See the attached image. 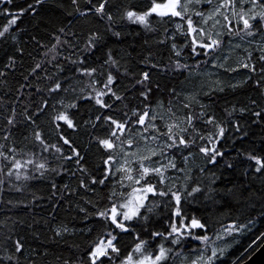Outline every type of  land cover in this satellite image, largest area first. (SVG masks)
<instances>
[{"label": "trees", "instance_id": "1", "mask_svg": "<svg viewBox=\"0 0 264 264\" xmlns=\"http://www.w3.org/2000/svg\"><path fill=\"white\" fill-rule=\"evenodd\" d=\"M103 2H0V32L8 29L0 36V145H3L0 151L11 155L9 149L14 148L16 159L47 162L43 175L29 165L17 179L15 174L7 175L5 165L10 164L0 157L3 181L0 183V264H91L92 249L109 232L117 236L115 244L120 253H111V259L101 258L102 264H119L127 257L139 242L134 239L136 234L147 242V247L170 246L168 264L242 262L263 239L245 252L248 245L264 233V168L257 172L258 165L250 158L255 156L264 161V61L260 60L264 55V32L248 35L239 31L243 28L239 16L248 12L251 4L241 5L238 0L233 10L236 18L232 11L221 8L215 17L220 24L215 28L211 27L214 21L204 25L195 13L208 15L223 0H212L211 4L192 0L188 4L186 15L192 16L194 23L203 27L212 39L221 40V46L205 56L199 48L201 54L192 52L190 38L185 46L186 36L182 33L187 24L179 17L160 18L153 14L147 27L125 17L129 10L139 14L148 11L151 0H108L103 14L88 11ZM29 5L35 10L23 12L15 25L8 23L13 14ZM253 11L264 9L257 5ZM109 14L111 20L107 18ZM225 14L230 24L224 20ZM250 22L259 27L258 21ZM177 23L183 28L177 29ZM226 25L233 29V34L227 32ZM92 36L96 37L94 44H90ZM204 42H210L207 36ZM173 44L177 46L175 49ZM53 45H56L54 50ZM177 62L188 67L177 68ZM240 63L250 64L255 71L243 67L226 71ZM93 68L96 71L91 76L81 71ZM109 73L115 78L111 85L115 96L110 92L102 97L103 103L111 106L105 108L96 103V94L106 91L104 84ZM145 73L148 80L139 83ZM57 83L60 89H56ZM146 89H151L147 99L141 95ZM192 96L198 103L191 101ZM188 103L190 108L183 107ZM146 105L150 114L152 110L166 112L171 108L175 116L169 122L180 121L181 128L188 127L184 117L189 112L199 117L184 134L185 140L195 143L187 148L166 150L167 158L161 161L167 163L174 156L176 168L166 171L167 179L159 187L182 194L180 208L186 224L195 217L206 225L182 236L174 246L171 243L174 237L163 239L151 235L153 232L166 235L173 220L180 223V217L173 215L176 205L171 196L149 194V201L156 207L147 213V220L128 222L135 232L113 231L111 222L98 215L113 204L123 203L119 195L109 199L114 191L130 190L116 183L119 173L105 184L99 183L108 167L104 161L113 154L98 143L110 135L105 118L111 116L120 122L135 119L133 112L143 113ZM61 114L67 115L74 126L68 127L64 121L57 120ZM10 119L12 124L8 123ZM210 119L212 123H208ZM138 128L134 126L133 132ZM220 129L224 130L222 135ZM36 132L47 145H55L61 151L49 147L44 152L35 139ZM61 136L83 157L80 164L75 156L65 159L72 152ZM121 139H127V135ZM213 146L222 153L215 163L209 162L210 157L200 151L201 147ZM124 147L127 149V145ZM147 147H157V142L150 141ZM116 151L119 152V146ZM146 154V151L138 153ZM117 160L122 162L120 157ZM93 179L97 182L93 183ZM156 180L151 178L153 183ZM194 187L200 191L187 196ZM141 214H145L143 209ZM237 227L239 231H226ZM204 235L209 237L208 243L194 239ZM17 242L22 245L20 251Z\"/></svg>", "mask_w": 264, "mask_h": 264}, {"label": "snow or ice", "instance_id": "2", "mask_svg": "<svg viewBox=\"0 0 264 264\" xmlns=\"http://www.w3.org/2000/svg\"><path fill=\"white\" fill-rule=\"evenodd\" d=\"M2 2V0H0ZM8 3H11L12 0H7ZM41 0H36V3H40ZM73 3H76V0H72ZM91 4V0H88ZM108 0H104L103 3H100L99 7H95L94 9L90 8L88 11H95L96 13L103 14L105 9V3ZM197 4L200 3H207L211 4L212 0H195ZM238 0H223V2L215 9L214 12L205 15L203 12H196L195 16L199 17L204 25L208 24V21H214L211 25L212 28H215L216 25L220 24V21L215 19L216 15L220 13L221 8L225 9V11H232L233 18H236L237 14L235 13L234 8ZM152 7L148 9V11L139 14L135 11L129 10L125 13V17L133 22L139 23L144 25L145 27L148 26V18L155 14L160 18L168 17L169 19L179 17L181 20H184L187 24V29L184 34L186 36V45L187 46V39L190 38L191 43V50L194 54H201L197 51V49H201L203 55L209 56L212 52L221 46V40L219 39H212L211 35L205 32L203 27L198 26L194 23L192 16H187L188 12V4L192 3V0H165L164 3H157L156 0H151ZM241 5L248 3L251 4V8L248 12L252 14L249 16L248 12H245L243 15L239 16V20L243 23V28L239 31L247 32L248 35H252L253 32H264V11L254 12L253 10L256 8L257 5L260 6L261 9H264V2L262 0H239ZM231 6V8L229 7ZM34 11L32 5H29L27 9L22 10L19 13L13 14L14 18L9 20L8 23L11 25H15L17 23V19L20 15L23 14L25 11ZM248 18H245V17ZM109 20L112 19L111 15L109 14L107 17ZM224 20L227 24L231 22L228 19V15H224ZM250 21H258L259 27H256ZM227 32L229 34H233V29L230 26H227ZM177 29H182L183 26L180 23L176 24ZM8 29L5 28L4 32H7ZM63 31V29H61ZM4 32H0V36L4 35ZM116 35H119L118 33ZM220 35V33H217ZM200 37L197 39V37ZM207 36L210 42H204V37ZM96 40L95 36L90 37V44H94ZM59 37H57V44L59 43ZM173 49L177 46L176 44L172 45ZM56 48V45H53V50ZM264 51V49H262ZM177 55H180V52H176ZM250 55V54H249ZM260 60L264 61V55L260 56ZM113 64L116 62L114 60L111 61ZM220 67H224L223 64L219 65ZM39 67V65H37ZM177 68H187V65H181L179 62L176 64ZM239 67L243 68H251L252 71H255V68L252 67L248 63H240L238 64L237 68H230L226 69V71H237ZM35 71V69H33ZM83 74L91 76L96 69H82ZM264 71V70H262ZM114 77L111 73L108 74L107 81L104 84V89L96 94V103L101 105L105 108H110V105L104 104L102 97L108 95V93H112L115 96V93L112 92L111 85L114 83ZM148 80V74H144L143 80L139 81V83H144ZM258 83V82H257ZM219 84V82H217ZM56 89H60L61 85L59 83L56 84ZM235 87V85H233ZM218 90L223 91V88H219ZM151 89H146L141 95L147 99ZM173 95H176L173 90ZM207 95V93H205ZM120 99V97H116ZM191 101L197 102L196 97L192 96ZM171 103V102H170ZM75 105H70V107H74ZM162 108L163 106L160 105ZM183 107L190 108L191 103L184 104ZM257 116L260 114L257 113ZM175 116V113L172 112L171 108H168L166 112H157L152 110L151 114L149 111L148 106H145V110L143 113L139 111L133 112V117L135 119H126L123 122L117 121L113 119L111 116L105 118V123L109 125L111 131L110 135L107 139L99 140L98 143L103 146L106 151H109L110 154L108 158L104 161V164L108 167L106 168L105 174L102 179L99 180L100 184H105L106 181L110 179V177H116L119 173V178L116 180V183L120 185L121 188H128L130 189L127 192H120L116 193L115 191L112 195L109 196V199H112V196L119 195L123 198V203H120L119 206L113 204L110 209H105L98 213L100 217H106L113 226V231L119 230L121 233H128V232H135V229L131 228L128 222H131L135 219H143L147 220L148 215L147 213H151L154 211L156 205L149 201V194L152 196H161L167 197L171 196L172 200L175 201V211L173 215L175 217H180V226L178 227L175 220H173L169 224L170 231L165 235L162 232H153L151 235L153 238L162 237L163 239H169L170 237H174L171 239L172 244H178L180 242L181 237L184 235L185 232L191 234V229H204L206 227L205 224H202L198 219L193 217L189 224L184 223V218L181 214V200L182 194L178 191H172L171 188L164 190L159 187L165 183L167 177L165 175L168 169H175L176 164L174 163L175 157L173 156L171 159L167 161V163H162L161 161L167 158L166 150L171 149H180L181 147L187 148L190 144L195 143L194 140H185L184 134L188 133V127H193V121L198 119L199 117H194L191 112L184 117V122L187 123L188 127L181 128L180 121H172V117ZM31 120V117H29ZM57 120L64 121L68 127H73V122L68 118L67 115L61 114L56 117ZM100 119V117H97ZM213 121L210 119L208 123H212ZM9 124L13 123V120L8 121ZM114 126V127H113ZM139 126L138 130L133 132V127ZM59 127V125H57ZM223 129H220V134H223ZM127 135V139L122 140L121 137ZM7 139V137H5ZM35 139L40 143L43 148L44 152L49 151V147L54 148L56 152H60L61 149L56 147L55 145H47L44 139L42 138L39 132H36ZM63 139L64 144L70 146V150L72 152L71 156L65 157V159L71 160L73 156L76 157V163L80 164V161L83 157L80 155L79 152L76 151L74 147L70 145V142L67 139ZM200 139H204L203 136ZM157 142V147H147L148 143ZM141 142L145 145V147L141 148ZM124 145H127V149H125ZM119 146V152L116 151L117 147ZM0 148H3V145H0ZM131 150V151H129ZM146 151V155H138L139 152ZM200 151L203 152L206 156L210 157L209 162L215 163L216 157L221 156L222 153L219 152L214 146L213 147H201ZM8 153L0 151V157L3 160L8 161L10 166L5 165L7 167V175L11 176L13 174L16 175L17 179L21 178V170L27 168L31 165L36 171L40 172L43 175L44 170H47V162L42 161L37 163L35 159H27L21 160L16 159V150L9 149ZM117 157H120L122 162L117 160ZM132 157V159H129ZM156 157L157 159H153ZM251 159L255 160L258 167L256 171H261L264 168V161H261L258 157L252 156ZM186 159V157H185ZM15 170V173L14 171ZM54 171V169H53ZM156 177L157 180L155 183L151 182V178ZM25 178H30L25 176ZM93 183L97 181L93 179ZM143 182V183H142ZM0 183H3L0 180ZM55 187V185H54ZM199 187H194L191 189L190 192L187 193V196H191L193 193L199 192ZM186 198V197H185ZM144 210V215L141 214V210ZM226 231H239V227L236 229H227ZM110 236L109 239L105 242L103 239L96 244V246L92 249L90 253L91 264H98L101 262V258H109L110 252L116 253L119 255L120 249L116 247L114 241L117 240V236L113 235L111 232L108 233ZM197 240L208 241L209 237L207 235L204 236H197L195 237ZM134 239L139 240L136 243L135 248L132 252H129L128 256L122 261V264H162L163 261L168 259L169 253L172 251L170 248H165L163 244L158 246V254H148L142 255L140 259L133 261L134 253H142V250L147 243L144 240L139 239V235L136 234ZM262 239H264V233L261 236L256 237L255 240L252 241L251 244L248 245V248L245 249V252H248L251 248L256 246ZM22 245L17 242L16 248L17 251H20ZM216 255V252L213 251V256ZM243 255V254H242ZM200 258L198 257L197 260ZM212 257H209L211 260ZM192 264H197V261H192Z\"/></svg>", "mask_w": 264, "mask_h": 264}, {"label": "rangeland", "instance_id": "3", "mask_svg": "<svg viewBox=\"0 0 264 264\" xmlns=\"http://www.w3.org/2000/svg\"><path fill=\"white\" fill-rule=\"evenodd\" d=\"M148 20H149V18H148ZM185 223V222H184ZM186 224V223H185ZM189 224V223H188ZM177 226L179 227L180 226V223H178L177 224ZM192 230L193 229H191V233H193L192 232ZM187 234H189L188 232H185L184 233V235L183 236H185V235H187ZM110 238V236H105V237H103L102 239L106 242L107 241V239H109ZM101 239V240H102ZM194 239H196V238H194ZM197 240V239H196ZM203 243L202 244H204V243H208L209 242V240L208 241H202ZM114 243H115V241H114ZM174 245H176V244H173V246ZM165 248H170L171 249V247L170 246H164ZM153 254V255H155V254H158V246H155V247H150V246H144V248H143V250H142V253H134V255H133V261H136V260H138V259H140L141 258V256L142 255H148V254ZM171 252L169 253V256H168V259L167 260H165V261H163L162 262V264L163 263H165V264H168V262H169V260L171 259ZM110 256H111V252H110ZM126 258V257H125ZM125 258L122 260V261H124L125 260ZM243 260V259H242ZM245 260V259H244ZM122 261L119 263V264H122Z\"/></svg>", "mask_w": 264, "mask_h": 264}, {"label": "water", "instance_id": "4", "mask_svg": "<svg viewBox=\"0 0 264 264\" xmlns=\"http://www.w3.org/2000/svg\"><path fill=\"white\" fill-rule=\"evenodd\" d=\"M238 264H264V240L245 260Z\"/></svg>", "mask_w": 264, "mask_h": 264}, {"label": "bare ground", "instance_id": "5", "mask_svg": "<svg viewBox=\"0 0 264 264\" xmlns=\"http://www.w3.org/2000/svg\"><path fill=\"white\" fill-rule=\"evenodd\" d=\"M242 230V229H241ZM264 240V239H263ZM245 255V254H244ZM171 264V263H170Z\"/></svg>", "mask_w": 264, "mask_h": 264}]
</instances>
